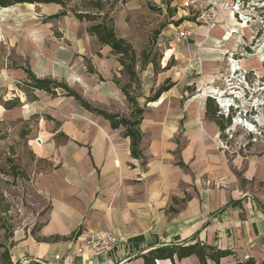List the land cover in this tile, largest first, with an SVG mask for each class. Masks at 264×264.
I'll return each mask as SVG.
<instances>
[{
	"label": "crops",
	"instance_id": "obj_1",
	"mask_svg": "<svg viewBox=\"0 0 264 264\" xmlns=\"http://www.w3.org/2000/svg\"><path fill=\"white\" fill-rule=\"evenodd\" d=\"M120 20L114 17L115 34L129 43L118 34ZM234 27L233 19L223 13L213 26L198 29L196 35L203 43H212L214 48L208 52L225 54L227 50L216 47H235V38L246 33L238 28L229 36ZM193 36L180 45L193 47ZM176 57L175 50H167L156 75L149 67L140 75L141 97L136 101L144 110L139 127L141 159L131 157L130 140L124 137L123 128L112 129L102 117L74 102H51L47 93L32 91L37 99L33 104L40 101L43 109L39 104L33 106L52 124H43L44 131L38 132L41 145L31 142L30 149L47 169L35 178L42 204L13 231L11 264H144L146 253L184 242H200L233 254L219 264H232L235 259L264 260V190L254 185L264 180V162L251 164L243 188L230 184L229 165L215 150L218 128L205 117L207 95L200 101L196 96L182 101L188 85L177 81L168 65ZM82 58L87 61L84 72L77 81L69 82L76 85L77 95L93 109L128 118L129 105L114 83V79L126 78L118 56L90 37ZM165 82L170 88L155 102H140ZM177 137L182 148L175 165ZM256 165L262 172L256 171ZM82 231L111 232L121 242L107 255L89 251L78 255L75 237ZM156 264L199 262L191 256Z\"/></svg>",
	"mask_w": 264,
	"mask_h": 264
},
{
	"label": "rangeland",
	"instance_id": "obj_2",
	"mask_svg": "<svg viewBox=\"0 0 264 264\" xmlns=\"http://www.w3.org/2000/svg\"><path fill=\"white\" fill-rule=\"evenodd\" d=\"M182 1L110 0L113 5L111 17L122 18L118 34L131 43L139 62L142 54L150 51V60L160 70L164 53L175 50L176 60L171 59L168 65L173 67L175 79L183 86L188 85L183 89L182 101L192 96L200 101L201 96L210 95L215 99L213 110L223 116V125L229 115L231 124L224 131L217 130L215 150L224 155L229 165L230 184L243 188L246 184L244 175L251 164L264 162V83L260 82L264 76V60L258 57L264 37L255 46H250L254 28L264 25V9L260 6L249 11L252 22L244 28L245 35L239 34L235 38L238 43L235 47L226 44L216 47L228 51L224 54V51L208 52L214 48L212 43H203L196 35V31L204 26L194 24L195 17L191 12H183ZM68 2L72 8L80 5V0ZM60 11L56 5L28 4L0 10V244L5 245L8 252L15 228L25 221L30 211L42 204L35 191V178L38 172L47 169V164L36 161L30 149L38 132L44 131L43 124L52 125L51 119L35 108L37 104L42 107V103L33 104L37 99L27 88L25 70L29 69L39 79L64 84L77 94L76 85L69 82L77 81L78 74L84 72L83 66L87 64L82 55L91 36L85 30L95 22H79L71 13L57 20H46ZM180 28H187L190 35L194 34L195 45L190 49L187 45L172 43L173 35ZM242 45L252 47V54L240 56L241 60L236 61L232 54L241 55L239 47ZM138 67L139 63L136 69ZM148 67L153 71L152 65H148L140 75L145 74ZM86 68L89 72L88 65ZM250 71L253 76L250 81H244L243 76ZM125 77V80H116L119 87L130 83ZM129 91L132 96L141 97V86L136 89L133 85ZM151 96L152 93L140 102ZM45 97L51 102L64 100L78 105L61 89L54 95L45 94ZM175 143L177 149L173 157L177 165L182 148L180 137L175 138ZM255 168L262 172L258 165ZM254 185L264 190V180ZM1 254L2 251L0 264H3Z\"/></svg>",
	"mask_w": 264,
	"mask_h": 264
},
{
	"label": "trees",
	"instance_id": "obj_3",
	"mask_svg": "<svg viewBox=\"0 0 264 264\" xmlns=\"http://www.w3.org/2000/svg\"><path fill=\"white\" fill-rule=\"evenodd\" d=\"M174 1V0H171ZM245 5L254 3L262 5L264 9V0H241ZM56 5L60 7L61 11L46 18V20H57L62 17H66L68 13H71L73 17L79 22H95L90 26L86 33L95 37L100 46H107L111 49V53L118 56V62L122 68V72L128 77L129 84L121 87V92L125 96L130 109V115L128 118L118 115H109L103 111L93 109L87 103H85L77 94L70 91L64 84L56 83L49 79H37L29 69L25 70L28 77L27 88L30 91H41L49 95H54L58 89L63 90L66 96L73 98L78 105L84 110L102 117L104 120L110 123L112 129H124V137L130 140V153L133 159H141L142 154L139 149V144L142 139L139 127L142 120L144 110L137 104L136 98L131 95L130 89L135 85L136 89H140V74L148 65H152L154 74L159 72L154 61L150 60V51L143 53L141 61L136 58L135 52L132 46L123 39L117 38L115 34L114 19L111 17L113 5L110 0H80L78 7H69L68 0H0V10L8 9L16 5ZM256 10V9H255ZM264 37V25L256 26L254 28V36L251 40L250 46H255L260 39ZM252 47L240 46L241 55L232 54L234 60H241L240 56H248L252 54ZM139 67L137 68V64ZM264 71V63L262 65ZM92 72V71H91ZM253 71L245 73L243 76L244 81H250V77L253 76ZM261 83H264V76L260 79ZM114 83L120 86L118 81L114 79ZM170 85L159 87L147 102H155L159 96L169 90ZM215 99L212 96H208L205 100V117L207 120L215 124L219 131H224L230 124L229 115L226 117V125H223V116L217 115V111L213 110V104ZM14 107V106H12ZM231 108V107H229ZM0 251H2L1 258L3 264H11L10 255L5 245L0 244ZM194 256L197 258L199 264H207L208 261L213 264H219L220 260L233 256L229 251H221L214 247L207 246L200 242L194 244H188L186 242L177 245H167L161 248L154 249L142 256L144 264H156L159 260L174 261L182 260L188 257ZM232 264H264V260L260 263L255 262L253 259H247L245 261L236 260Z\"/></svg>",
	"mask_w": 264,
	"mask_h": 264
},
{
	"label": "built area",
	"instance_id": "obj_4",
	"mask_svg": "<svg viewBox=\"0 0 264 264\" xmlns=\"http://www.w3.org/2000/svg\"><path fill=\"white\" fill-rule=\"evenodd\" d=\"M260 6L262 7V5L254 3L245 5L241 0H220L218 5H210L201 0H183L180 4L183 12H191L195 17L194 24L203 26H213L219 16L225 13L235 22V27L228 32L229 36L236 34V29L238 28H246L252 22L249 11H254ZM190 34L191 32L187 28H180L172 39L176 44L180 45ZM34 143L41 145L39 138ZM120 242V239L111 232L82 231L75 237V253L82 255L89 251L107 255L113 252Z\"/></svg>",
	"mask_w": 264,
	"mask_h": 264
},
{
	"label": "bare ground",
	"instance_id": "obj_5",
	"mask_svg": "<svg viewBox=\"0 0 264 264\" xmlns=\"http://www.w3.org/2000/svg\"><path fill=\"white\" fill-rule=\"evenodd\" d=\"M258 57H262L263 58L262 60H264V46H262V48L259 49ZM211 93H213V91H211Z\"/></svg>",
	"mask_w": 264,
	"mask_h": 264
},
{
	"label": "water",
	"instance_id": "obj_6",
	"mask_svg": "<svg viewBox=\"0 0 264 264\" xmlns=\"http://www.w3.org/2000/svg\"><path fill=\"white\" fill-rule=\"evenodd\" d=\"M210 96V95H207V97Z\"/></svg>",
	"mask_w": 264,
	"mask_h": 264
}]
</instances>
